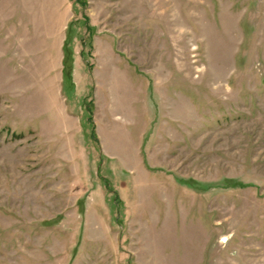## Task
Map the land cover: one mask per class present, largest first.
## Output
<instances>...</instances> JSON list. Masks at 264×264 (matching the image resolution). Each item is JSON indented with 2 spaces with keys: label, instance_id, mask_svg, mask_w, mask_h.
Here are the masks:
<instances>
[{
  "label": "rangeland",
  "instance_id": "1",
  "mask_svg": "<svg viewBox=\"0 0 264 264\" xmlns=\"http://www.w3.org/2000/svg\"><path fill=\"white\" fill-rule=\"evenodd\" d=\"M0 264H264V0H0Z\"/></svg>",
  "mask_w": 264,
  "mask_h": 264
},
{
  "label": "trees",
  "instance_id": "2",
  "mask_svg": "<svg viewBox=\"0 0 264 264\" xmlns=\"http://www.w3.org/2000/svg\"><path fill=\"white\" fill-rule=\"evenodd\" d=\"M66 62V61H65ZM68 72V71H67ZM69 73V72H68Z\"/></svg>",
  "mask_w": 264,
  "mask_h": 264
}]
</instances>
